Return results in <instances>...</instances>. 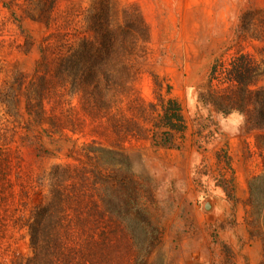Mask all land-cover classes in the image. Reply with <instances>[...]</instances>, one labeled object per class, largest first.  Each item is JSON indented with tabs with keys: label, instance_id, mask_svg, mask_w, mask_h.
Instances as JSON below:
<instances>
[{
	"label": "rangeland",
	"instance_id": "rangeland-1",
	"mask_svg": "<svg viewBox=\"0 0 264 264\" xmlns=\"http://www.w3.org/2000/svg\"><path fill=\"white\" fill-rule=\"evenodd\" d=\"M28 2L0 0V89L11 80L15 70L26 75L27 85L36 79L42 71L39 68L43 48L49 43L59 44L57 38L45 40L48 32L24 18L22 10ZM119 3L139 6L150 30L144 71L135 85L139 96L147 102L155 100L150 75L153 71L172 87L171 94L181 102L187 121L179 148L164 149L152 139L133 142V165L137 172L152 178L157 197L155 219L161 220L163 229V241L149 264H260L263 245L249 237L245 216L248 180L264 172L258 142L264 130L244 129L243 116H222L199 96L210 84L218 85L217 80H212L213 65L220 61L228 66L240 51L262 63L249 87L251 92L264 89V0ZM90 4L91 0H56L53 15L58 24L53 27L63 26L64 17L72 14L75 17L69 32H74ZM71 33L65 38L68 45L74 42ZM62 100L59 113L73 108L78 122L82 121L77 126L82 132H72L67 127L62 135L54 133L49 137L48 124L35 126L33 141L41 140L51 152L44 157L34 147L19 148L25 122L18 121H25L28 116H11L0 102V145L8 151V158L3 156L0 160V264H16L33 254L30 218L35 207L46 202L53 167L81 168L92 164L87 144L99 136L93 131L97 124L86 117L79 95H65ZM52 105L46 102L45 109L49 111ZM66 137L72 141L65 142ZM55 140L61 141L59 146L54 144ZM6 143L9 145H3ZM61 145H65L62 151ZM77 176L67 183L87 192L85 197L69 203L82 211L76 217L71 215L72 224H77L78 229L71 245L80 248L79 244L91 237L94 206L103 204L90 193L93 179L85 181L80 177L82 172ZM225 185L235 194L234 201L224 192ZM207 203L211 204L210 209L206 208ZM108 221L111 224L115 220ZM130 255L125 252L112 256L125 264Z\"/></svg>",
	"mask_w": 264,
	"mask_h": 264
},
{
	"label": "trees",
	"instance_id": "trees-1",
	"mask_svg": "<svg viewBox=\"0 0 264 264\" xmlns=\"http://www.w3.org/2000/svg\"><path fill=\"white\" fill-rule=\"evenodd\" d=\"M55 8L56 0H29L22 10L25 19L48 32L45 40L57 38L59 44L49 43L43 48L42 71L28 85L26 75L15 70L0 89V102L13 117L28 116L18 121L25 122L19 148L34 147L40 157L51 152L41 140L33 141L35 126L48 124L49 137L54 133L62 135L67 127L80 132L77 126L82 121L78 122L73 108L59 113L65 95H79L86 117L97 124L93 131L99 136L87 144L90 166L53 167L46 202L36 206L30 218L33 254L16 264H121L112 255L125 252L132 254L125 264H149L163 241V229L161 220L155 219L157 197L152 178L136 171L131 151L133 142L149 139L164 149L179 148L187 130L183 106L171 94L172 87L153 71L154 101H145L135 88L144 71L150 42L149 26L139 6L121 5L119 0H91L79 28L72 33V14L64 17L63 26L53 27L58 24L53 15ZM69 33L74 36L71 45L65 39ZM261 65L242 51L233 56L228 66L218 61L211 75L219 86L210 84L200 92V100L222 116H243L244 129L264 130V89L251 92L249 88ZM46 102L53 103L49 111L45 109ZM263 139L264 134L258 142L264 165ZM64 141L72 140L66 137ZM60 143L54 141L58 146ZM64 146L59 149L62 151ZM0 152V160L8 158L2 145ZM81 172L85 181L93 179L90 193L103 206H94L91 237L77 248L71 245L78 230L71 215L76 217L82 211L69 203L85 197L87 192L67 182ZM223 189L230 201L236 199L228 185ZM248 191L245 224L249 237L263 245L260 264H264V172L248 180ZM108 219L115 221L110 224Z\"/></svg>",
	"mask_w": 264,
	"mask_h": 264
},
{
	"label": "bare ground",
	"instance_id": "bare-ground-1",
	"mask_svg": "<svg viewBox=\"0 0 264 264\" xmlns=\"http://www.w3.org/2000/svg\"><path fill=\"white\" fill-rule=\"evenodd\" d=\"M206 208H207V209H210V208H211V204H210V203H207V204H206Z\"/></svg>",
	"mask_w": 264,
	"mask_h": 264
}]
</instances>
